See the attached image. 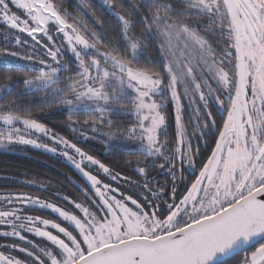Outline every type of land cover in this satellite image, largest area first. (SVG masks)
I'll return each mask as SVG.
<instances>
[{
    "label": "snow or ice",
    "instance_id": "snow-or-ice-1",
    "mask_svg": "<svg viewBox=\"0 0 264 264\" xmlns=\"http://www.w3.org/2000/svg\"><path fill=\"white\" fill-rule=\"evenodd\" d=\"M102 3L112 35L89 0L79 15L63 0H0L15 49L0 48V67L29 74L0 84V147L59 152L89 185L83 201L56 194L71 209L0 193V264H264V0ZM153 45L156 58L145 51ZM27 95L59 105L85 140L134 143L143 183L125 188L128 177L40 123ZM116 113L133 122L114 127Z\"/></svg>",
    "mask_w": 264,
    "mask_h": 264
},
{
    "label": "trees",
    "instance_id": "trees-1",
    "mask_svg": "<svg viewBox=\"0 0 264 264\" xmlns=\"http://www.w3.org/2000/svg\"><path fill=\"white\" fill-rule=\"evenodd\" d=\"M89 3L91 6L90 11H94L96 17L103 21V31L105 34L112 35L117 25L115 17L106 10V6L102 3L96 0H89ZM78 5L79 0H63V6L74 15H79ZM124 7L127 9L128 4L125 3ZM132 18L136 19L135 15H133ZM85 19L90 27L94 26V18L86 17ZM0 48H4L1 39ZM145 51L149 57L156 58L157 52L154 45L146 47ZM7 75H12L14 78H17L29 74L17 71L8 72L3 67H0V84L5 83V77ZM12 98L13 97H7V99ZM19 99L26 107L33 108L32 115L38 119L40 123L45 124L55 133L77 143L79 147L105 163L112 168L114 172H119L122 177H128L129 181H121L125 188H129L131 182L139 181L143 183L142 177L134 170L136 161L142 159L138 153L134 155L132 151L114 145L103 147L99 140L92 138L91 134H89L90 138L85 140L80 136L79 131L74 132L71 127L66 126L68 124V113L66 111L61 110L59 105L49 107V103L43 102L38 95L21 96ZM28 101H34L35 103L28 105ZM41 105L43 106L41 107ZM213 111L214 115H216L215 109ZM169 113L170 126L167 129V138L169 141H173L175 121L174 117L171 115V108L169 109ZM83 118V116L79 117L81 120ZM112 119L114 120V127L131 124L133 122V117L121 113L113 114ZM77 127L79 128L80 126L77 125ZM81 130L88 131L86 128ZM189 131H191V129H189ZM201 152H204L203 146H201ZM127 161H131L132 163L128 164L126 163ZM148 174L150 178H154L159 184H165L171 179L165 170L158 167H149ZM185 175H187V173ZM101 178L104 179L105 182H110L108 178L104 176ZM188 179L190 180L191 177ZM37 181H42L45 185H53L57 187L61 193L74 194L79 198H83V193L80 189L89 187L84 178L69 163L58 156L33 148H27L23 153L0 151V193L28 192L33 188L38 189V187L30 185V183ZM177 183L179 184V180ZM179 187L180 190L183 191V185L180 184ZM130 190L134 192L141 191L140 188H132ZM165 190L170 193V186ZM37 214L44 215L46 218H54L49 217L47 212ZM228 264H231V261H229Z\"/></svg>",
    "mask_w": 264,
    "mask_h": 264
},
{
    "label": "rangeland",
    "instance_id": "rangeland-1",
    "mask_svg": "<svg viewBox=\"0 0 264 264\" xmlns=\"http://www.w3.org/2000/svg\"><path fill=\"white\" fill-rule=\"evenodd\" d=\"M96 1L102 3V0H96ZM102 4H103V3H102ZM103 5H104V4H103ZM5 35H8L7 30L4 29L3 27H0V39L2 40V42H3V44H4V47L13 48V50H15L13 44H8V43L5 42V40H4V38H3ZM24 38L29 39V41H30V43H31L30 38H28V37L26 36V34H24V35L22 36V39H24ZM9 39L14 40V37L11 36V35H9ZM45 39H46V38H45ZM19 50H20L21 52L23 51V49H19ZM69 55H70V54H69ZM121 114H124V113H121ZM85 132H88V131H85ZM89 134H91V133H88V135H89ZM91 135H92V134H91ZM33 138H36V137H33ZM95 139H97V138H95ZM97 140L100 141V144H101L103 147H104V146H106V147L109 146V145H106V144L104 143L103 140H101V139H97ZM40 142H42V143H49V144L51 145V141L48 140L47 138H41ZM110 145H114V146H117V147H120V148H123V149H126V150H130V151H132L133 148L136 146L134 143H132V142H128V141H116V142H111ZM27 148H33V149H36V150H39V151H43V152L49 153V154L54 155V156H58V157L62 158L64 161H66L67 163H69V164L74 168V166H73V165H72V164H71L66 158H64L63 156H61V155L59 154V152H57V153H51V152H47V151H45L44 149L35 148V147L31 146V145H18V144H12V145H8L7 147H0V151L23 153V151H24L25 149H27ZM74 169H75V168H74ZM89 169L93 171V174H96V170H95V167H94V166H89ZM75 170H76V169H75ZM76 171L79 173L78 170H76ZM79 174L81 175V173H79ZM81 176H82V175H81ZM100 176L102 177L103 174L101 173ZM82 177H83V176H82ZM83 178H84V177H83ZM84 180L86 181L85 178H84ZM86 183H87V181H86ZM87 184H88V183H87ZM30 185L33 186V187H38V189H40V190H38L37 188H33L32 190L28 191L27 193H31V194H33V195L40 196V197H42V198H46V199H49V200H53V201H55L56 203H58L59 205L64 206V207L69 208V209H71V205L67 204V202H65V201H63L62 199H60V198L56 195L57 193L59 194V196L67 195V196H69L70 198H75V199L78 200V201H83V200L85 199L84 194H83V198H79V197H77V196L74 195V194L61 193L60 190H59L57 187H55V186H53V185H49V184H48L49 186H48L47 184H46V185H47V186H46L45 183L42 182V181H37V182H34V183H30ZM41 186H42V187H41ZM114 186H115V185H114ZM38 191H39V192H38Z\"/></svg>",
    "mask_w": 264,
    "mask_h": 264
}]
</instances>
